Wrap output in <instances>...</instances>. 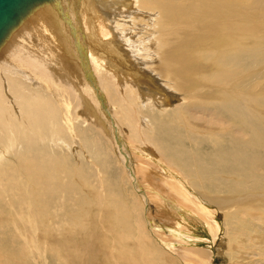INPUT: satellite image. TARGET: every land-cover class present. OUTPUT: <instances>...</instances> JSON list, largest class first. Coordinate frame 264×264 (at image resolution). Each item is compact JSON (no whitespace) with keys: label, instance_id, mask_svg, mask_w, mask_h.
Masks as SVG:
<instances>
[{"label":"bare ground","instance_id":"bare-ground-1","mask_svg":"<svg viewBox=\"0 0 264 264\" xmlns=\"http://www.w3.org/2000/svg\"><path fill=\"white\" fill-rule=\"evenodd\" d=\"M62 3L63 12L55 2L35 3L0 40V143L16 155L6 162L3 144L0 264H187L194 254L195 264H213L220 251L191 247L183 255L173 244L186 248L201 225L214 242L219 210L236 224L264 217V0ZM92 21L105 38L113 35L106 40L111 51L94 50L112 56L127 41V55L138 61L129 65L140 71L121 69L129 85L91 56L93 32L85 28ZM122 24L133 34L116 32ZM67 31L76 37L70 48ZM143 66L155 72L149 71L154 82ZM165 93L175 102H161ZM82 98L109 123L115 149L84 112ZM72 104L90 122L87 130L96 128L106 142L94 174L84 158L76 165L67 153L41 148L40 139L48 138L42 129L53 127L55 136ZM126 141L144 144L157 159L141 153L145 160L137 162ZM164 190L198 214L183 211L195 222L180 225L188 234L180 228L165 235L149 223L150 202L167 200ZM114 205L121 209L118 222L106 217ZM249 240L260 237L253 231Z\"/></svg>","mask_w":264,"mask_h":264},{"label":"rangeland","instance_id":"rangeland-1","mask_svg":"<svg viewBox=\"0 0 264 264\" xmlns=\"http://www.w3.org/2000/svg\"><path fill=\"white\" fill-rule=\"evenodd\" d=\"M54 2L56 5L55 6L56 9L61 10L63 12L64 5H63L62 1L60 2L59 0H54ZM134 4H135L134 2L130 4L131 9H135ZM84 13H86V12H84ZM137 13H143V11L138 9ZM53 21H54V19H53ZM100 21H103L105 23H110V20H108V21H104L101 19L96 20L97 23H100ZM125 25L126 26H132L131 23H127ZM113 28L115 29L116 32H124L125 31L129 35L133 34L132 28L125 27L124 24H122V26H119V27L114 26ZM69 29H70V27H69ZM114 29H113V31H114ZM85 30L93 32V34L91 35V38L88 40V48L90 50V54L93 57V59H95L97 61V63L101 66V68L105 72L111 74L115 80L120 79V80H122V83H126L127 85L132 83L128 80H123V75H121V69H124V68H126V71L135 72L136 74H139V72H140L134 66L129 65V61L135 65L138 64V61L135 59V57H130L127 55V53L125 51V44L127 45V41L125 39H121L120 41L122 42V45L118 50L120 52H118L116 50V52L112 56L107 55V54H105L106 52L103 53L102 51H96L93 48L98 47V48H102L105 51H111L112 48L106 44V40L111 39L113 37V35H110V37L105 38L99 32L98 27L94 21L90 22L89 29L85 28ZM72 35H73V37H71L69 34V31H67V32H65V34L63 36L64 44L69 48H70L69 43H71L73 45V43L76 42V37L74 36L73 32H72ZM55 37H58V36L54 35V38ZM135 43L137 45V48L139 49V52L142 53L143 57H145L149 54L146 51V49L140 48L139 42L136 41ZM59 51H60V54L59 55L56 54V55L66 58L65 53L60 49H59ZM75 54H76V49H74V56H75ZM143 70L149 73L148 76L145 75L146 76L145 79L147 80V82H154L155 79L153 80L151 78L153 74L149 72L152 70L150 68H146V66H143ZM153 73L155 74V72H153ZM2 80H3V78H2ZM77 96L79 99L80 95L77 94ZM81 100H82V104L84 107V112L86 114H91V119L101 129V131L105 135V137L108 138L109 141H111V143H112L111 146L113 149H115L116 144L113 142V140H115V138H114V135H113V132H112V129H111L109 123L107 121H105L103 118H100L99 112L94 110L91 107V104L88 102V100L86 101L83 98ZM53 101H54L56 106H60L59 100H57L55 97H53ZM160 101L165 102V103H169V101L175 102V98L172 95L165 93L162 97H160ZM82 104H80L81 107H82ZM77 106L78 105H76V107L73 108V104H72V105H70L69 110L65 111V114L63 116L64 121H62L63 124L61 123L62 129H60L58 132H56V134L54 133L55 136L52 135L51 132H49L53 128L50 125L49 126L51 128L49 127V130L47 132H46V128L42 129L44 131V133H46V135H48V138L43 137L42 139H40L42 141V142H40V144H41V148H45V150L47 152L52 153L54 151L60 150L61 152L69 154L70 158H72V160L74 162L73 164L78 165L81 163V161H82V163H84L86 160V162L84 164H87L90 173L94 174L95 173V165L93 164V161L103 160V156H102V155H104L103 154L104 153L103 144L106 142L103 140V138L100 137V136H102V133L100 131L96 130V128L91 127L90 131L87 130L90 127V125H89L90 122L86 121L85 117L84 118L81 117V115H82L81 113H80L81 115L78 114V116H77V113H78L77 112V109H78ZM15 114L18 115L19 114L18 111ZM59 115L61 116V112L59 113ZM45 126L47 127V123ZM96 134H98L99 137ZM96 136L98 137V139L100 141H98V139H96ZM1 141L2 142L0 143V154L3 155V149L1 147L3 146V144H5L6 148H5L4 152H5V154L7 153L5 161L7 162L8 160H14L16 158V155L12 151L11 145H9V143L6 142L5 140H1ZM3 141H5V142H3ZM82 141H84V143H82ZM90 142H93V144L92 143L90 144ZM126 142H127L128 147L132 149L131 153L133 155L136 154L134 157H135L137 162H141V159L142 160L144 159L140 155L141 153L145 156H152L154 159H157L158 155L156 154V152L148 151L147 148H145L143 146L144 144H140L138 142L137 143H133V142L129 143V141H126ZM85 143H89L91 148L90 147L88 148L87 147L88 144L86 145ZM23 146L20 144V146L18 147V150H23ZM102 147H103V149H102ZM96 152H98V153H96ZM109 152H111L110 148L108 149V153ZM136 156L139 158L137 159ZM79 158H80V160H79ZM82 158H84L85 160H82ZM132 160H133V164L137 165L136 161L133 158H132ZM161 171H163V170H161ZM164 192H166V194H164ZM162 193H163L165 199H167V200H164V199H161L160 197H158L159 199L158 198L157 199L160 200L158 202V200L156 199V197H157L156 196L154 199H156L157 201L155 200V202H154V200H153L152 202H150L151 208L149 210V213L151 215L150 216L151 220L149 223L153 226V228H156L158 230L163 231L165 233V235H170V231H174V229H175V231L177 229V232H178V230L180 228H181V232H185L186 234H188V227L182 228V227H180V225L185 224L186 226H188V224L189 225L195 224V222L193 220L190 221L191 219H189L190 218L189 215H187V213L185 214L184 212L191 213L192 216L194 215V217L197 219H198V214L193 209L189 208L188 206H187L188 209H186L187 208L186 206L184 207V205L183 206H181V204L179 205L177 203V201H175V203H174V200L176 199V197L170 191L168 192V190H164ZM167 195H172V196L170 198ZM172 197L173 198L175 197L173 201H172ZM114 201H115L114 198H109V200L107 202L109 203V202H114ZM170 201H172V202H170ZM153 203L154 204L156 203L155 206ZM163 203H164V206L161 207V204H163ZM174 204L177 205L179 208L181 207L182 210L177 208V206H175ZM156 205L159 206L160 208L156 207ZM152 206H154V207L152 208ZM210 207L212 209H215V207H213L212 205ZM172 210H174V212ZM92 211L96 215L105 214V213H102L101 210L97 209V208H92ZM178 212H180V213H178ZM218 212L216 214V220L215 221H216V223H218L219 232H218V237L214 238V242L211 240V238L210 239L207 238V234H209L208 228L204 224L206 229L203 225H201V227L203 229L199 228V231H196L197 233H195V234H197L198 236L196 235V237L193 236L192 238H188V240L190 242L188 243V246L184 245V246H186V248H181L180 244L178 242L177 243L175 242L173 245L177 248V250L179 249L178 251H180V253L183 255H184V253H187V251L191 247H194V248L197 247L196 250L204 251L207 254L213 253L215 250L220 251V254H216V256L213 260V264H264V217L261 218L260 220H250V221H249V219L246 218L245 221L242 222L241 224H236L235 219H233V220L230 219L228 222L224 221V216H225L224 211L219 210ZM120 213H121V209L119 210L117 208V205H114L112 208V211L110 213H107L106 217H109L113 222H118ZM131 214H132V211H130V216H131ZM187 216H188V218H186ZM253 231L255 234L259 235L260 240L255 241V242H252L249 240V236L252 234ZM204 234H205V236H204ZM236 236L239 237L240 242L236 241V239H235ZM168 243L172 244L171 241ZM239 247H241V252L235 253L234 250L236 248H239ZM197 258H198L197 254H194L192 256L191 260L188 261L189 263L188 262H186V263L187 264H195L197 261Z\"/></svg>","mask_w":264,"mask_h":264},{"label":"water","instance_id":"water-1","mask_svg":"<svg viewBox=\"0 0 264 264\" xmlns=\"http://www.w3.org/2000/svg\"><path fill=\"white\" fill-rule=\"evenodd\" d=\"M53 1L54 0H0V40L6 34L10 26L13 25L19 17L26 14L32 5L34 6L35 3L44 2L47 4L54 3ZM59 1L61 2L62 0Z\"/></svg>","mask_w":264,"mask_h":264}]
</instances>
